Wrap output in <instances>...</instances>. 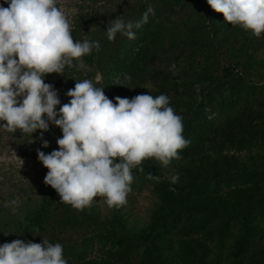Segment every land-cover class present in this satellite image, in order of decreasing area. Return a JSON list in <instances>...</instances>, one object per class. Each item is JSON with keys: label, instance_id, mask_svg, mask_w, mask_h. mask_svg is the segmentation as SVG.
Listing matches in <instances>:
<instances>
[{"label": "trees", "instance_id": "trees-1", "mask_svg": "<svg viewBox=\"0 0 264 264\" xmlns=\"http://www.w3.org/2000/svg\"><path fill=\"white\" fill-rule=\"evenodd\" d=\"M149 7L155 14L134 29L135 39L117 33L109 41V24L88 39L75 37V29L74 41H98L100 48L81 58L84 68L74 60L63 71L73 86L99 71L106 92L118 94L131 85L109 76L127 72L155 87L130 99L166 94L182 116L191 143L180 158L167 167L151 158L132 169L131 187L152 186L157 197L147 226L131 231L120 207L107 220L94 209H74L42 182L33 205L2 208L13 213L2 220L0 245L46 239L63 246L77 241L78 230L99 227L106 254H70L68 264H264V33L258 38L225 22L207 0H137L126 21L140 20Z\"/></svg>", "mask_w": 264, "mask_h": 264}, {"label": "clouds", "instance_id": "clouds-1", "mask_svg": "<svg viewBox=\"0 0 264 264\" xmlns=\"http://www.w3.org/2000/svg\"><path fill=\"white\" fill-rule=\"evenodd\" d=\"M0 5V128L15 133L41 131L42 147H49L43 132L52 123L62 131L58 150H37V158L48 169L44 183L60 196V202L77 210L90 206L97 197L109 207L127 202L133 182L132 169L155 158L167 167L179 159V151L191 141L183 133V118L170 107L166 94H140L131 99L104 94L92 80L77 81L61 104L47 74H62L66 66L99 50L98 41H74L69 16L58 0H4ZM225 22L240 25L256 37L264 33V0H207ZM149 7L140 20L120 16L109 22L107 38L117 33L135 39L134 29L147 23ZM173 67H175L173 65ZM102 79L97 73L96 83ZM46 117V119H45ZM143 170V169H140ZM159 182V176L148 175ZM176 184L178 174L169 176ZM17 205L16 200L11 201ZM0 264H68L63 246L15 240L0 245Z\"/></svg>", "mask_w": 264, "mask_h": 264}, {"label": "rangeland", "instance_id": "rangeland-1", "mask_svg": "<svg viewBox=\"0 0 264 264\" xmlns=\"http://www.w3.org/2000/svg\"><path fill=\"white\" fill-rule=\"evenodd\" d=\"M137 0H58V6L61 7L69 16L72 32L76 29L75 37L81 34V38L88 39L94 33L102 32L110 21L120 16L125 21L129 19L132 8ZM3 2L0 0V5ZM77 27L80 31L77 30ZM101 74V72H97ZM87 75V79L92 80L94 86L104 88V94L115 103V97L123 96L129 98L137 93H150L155 88L151 83H137L127 72H118L110 75V80L119 85L129 84L131 90H125L122 93H107L106 82L104 76L96 83L97 75ZM45 83L52 84L58 92V97L62 104H66L71 99L66 93L73 89L74 86L62 74H47ZM127 95V96H126ZM135 95L133 97H135ZM130 99V98H129ZM39 134H32L34 142H29L31 136L27 133L22 134L17 130L15 133L0 128V227L2 228V220L10 216L4 206H13L11 201L16 200L18 203L33 205L39 200L37 194L38 186L44 182V177L48 172L37 158V150L51 153L58 150L56 143L57 138L62 137V131L54 124H49V130L43 132V139L48 141L49 147H42L43 141ZM157 197L153 192L152 186L146 185L141 189L131 187V192L127 195V202L119 206L126 217L129 229L133 232H139L147 226L152 212L156 206ZM87 209H94L103 220L110 219L114 212V207H109L105 198L97 197L93 200ZM76 242H70L63 245L64 258L72 255L78 257L80 255L87 258H98L106 254L108 245L100 238L98 230H85V235H81ZM9 233H5L8 238ZM8 241V240H6ZM69 247V248H68Z\"/></svg>", "mask_w": 264, "mask_h": 264}]
</instances>
